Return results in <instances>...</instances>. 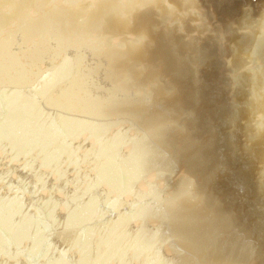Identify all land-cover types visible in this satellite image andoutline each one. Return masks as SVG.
<instances>
[{
    "label": "water",
    "instance_id": "95a60500",
    "mask_svg": "<svg viewBox=\"0 0 264 264\" xmlns=\"http://www.w3.org/2000/svg\"><path fill=\"white\" fill-rule=\"evenodd\" d=\"M0 264H264V0H0Z\"/></svg>",
    "mask_w": 264,
    "mask_h": 264
},
{
    "label": "bare ground",
    "instance_id": "6f19581e",
    "mask_svg": "<svg viewBox=\"0 0 264 264\" xmlns=\"http://www.w3.org/2000/svg\"><path fill=\"white\" fill-rule=\"evenodd\" d=\"M94 95L82 96L79 94L78 96L80 97L76 105L80 104V107H83L86 112L88 111V113L93 114L95 110L97 111V108H95V106L98 105V100L96 99L97 96Z\"/></svg>",
    "mask_w": 264,
    "mask_h": 264
}]
</instances>
